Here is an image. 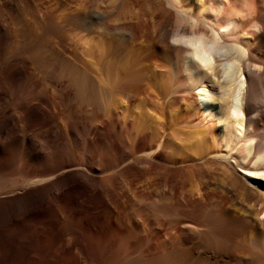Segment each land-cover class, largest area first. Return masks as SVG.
<instances>
[{
	"label": "bare ground",
	"instance_id": "1",
	"mask_svg": "<svg viewBox=\"0 0 264 264\" xmlns=\"http://www.w3.org/2000/svg\"><path fill=\"white\" fill-rule=\"evenodd\" d=\"M63 1L41 0L36 6L45 12L63 7L60 17L64 14L73 19L87 17L85 10L74 11L71 6L64 9ZM160 1L165 17L171 18L166 0ZM182 2L193 12L202 7L217 9V15L206 11L205 16L225 23L234 0ZM255 7L257 19L264 21V0H256ZM17 11L15 0H0V76L14 71L19 74L36 71L34 75L39 73L36 74L39 81L43 77L39 61L23 57V64L18 63ZM127 34L131 36V32ZM150 40L154 46L143 53V60L146 57L154 60L159 55L152 63L155 70L146 79L143 68V80L135 70H118L121 82L117 80L120 83L113 85L114 105L109 107L105 118L96 121L97 128L92 131L93 135L104 136H15L21 128L31 125H36L39 132L46 126L64 128L68 117L63 111L78 107L83 97L80 92L85 93L81 86L87 79L85 76L86 80L80 79L81 74L71 73L78 97L67 96L65 100L64 96L62 101L56 96L62 92L58 82L54 79L56 82L48 87L41 79L33 95L26 98L23 95L17 105L7 106L14 110L0 120V175L12 178L0 182V264H185L190 252L183 227L169 223L159 232H147L143 228V206L157 221L166 212L189 208H199L203 214L213 212L218 217L228 215L243 231V236H237L245 244L248 242V246L253 244L264 252V106L247 102L242 119L237 105L233 118L220 121L224 116L221 105L198 101L195 94V89L202 85L215 92L211 82L195 66L156 44L155 37ZM240 42L249 49L252 62L246 60L242 69L241 62L234 60V66L224 70L216 81L234 97L251 91L250 82L246 87L248 77L260 79L259 73L264 70V32L242 38ZM208 71L215 75L211 63ZM45 88L47 93L43 92ZM0 94L18 97V92H10L1 79ZM259 98L264 99V95ZM138 102L143 104V116L131 123L133 116L127 118L121 112ZM112 117L116 119L112 129L118 136H106L109 135L106 124ZM70 126L75 133L74 125ZM153 132L156 138L149 140L147 137ZM56 139L65 147L69 146L68 141L79 139L87 143L94 139L102 145L116 141L118 147H127L129 154L136 156L131 164L111 174L107 172L117 165L94 161L100 158L97 152L94 158L90 154L89 158L53 159L46 169H38L37 160L52 157L50 142ZM142 149L153 152L142 156L139 154ZM122 159L118 165L125 160ZM208 162L217 164L223 182L215 185L210 182V174L204 167ZM73 166L99 176L92 181L73 168L68 174L51 178L55 171ZM235 200L240 205L231 203ZM259 215L262 217L253 223V218ZM231 220L228 221L232 223ZM235 225L238 224L233 222L231 226ZM237 258L236 264H252L254 260L248 258L244 262L246 256L243 260Z\"/></svg>",
	"mask_w": 264,
	"mask_h": 264
},
{
	"label": "rangeland",
	"instance_id": "2",
	"mask_svg": "<svg viewBox=\"0 0 264 264\" xmlns=\"http://www.w3.org/2000/svg\"><path fill=\"white\" fill-rule=\"evenodd\" d=\"M40 1L41 0H15V8L18 10V18L16 20V39L18 41L17 54L21 59H19L18 63L22 65V61L27 58L39 61L38 63L42 64H39V71L41 70L40 72H42L40 75L42 74L43 77H46H41V79H43V82H47L44 83L46 86L48 84V87L56 81L58 82L62 92L58 93L56 96H60L59 98L62 101H65L67 96L78 97L75 89L76 84L73 85L74 80L72 77L81 74L79 75L80 79H87V83H84L85 85L83 86L82 84L81 86V90L85 93L81 94L82 91L80 92V95L83 97L81 98L80 96L81 103L79 106L72 108L73 110H65L66 112L63 111L64 116L70 118V120L68 118L66 119L69 125L68 123L66 124L67 126L64 125V128H67L64 129L62 127L61 129L56 130L51 129V126H46L45 128H40L45 131L42 130L39 132L36 125H31L21 128L19 133L17 135L15 134V136H104L101 133L97 135H93L92 133L97 128L98 120L105 118V114H107L109 107L114 105L113 103L116 99V93L112 92L115 89L113 85H118L121 82L120 75H117L119 73L118 70L122 69L126 72L135 70L143 80L144 68V76L148 79L151 76V71L155 70V66L152 63L156 59H159V55L156 56L154 60L149 57H146L143 60V53H147V49L154 46L153 40H150L151 37L156 38L155 34L167 26L171 18L167 19L165 17L166 15L160 0L63 1V3H65L63 4L64 9L66 6H68L67 8L71 6L70 9H73L74 11L85 10L87 17L84 18V20L79 18H69L65 14H62L63 17H60V12L63 7L49 12L46 11V13L44 9L42 10V8L36 6L38 5L37 2ZM182 3H184L182 5H185V2ZM62 13L64 12L62 11ZM127 32H131V36H129ZM143 33L145 34L144 37ZM150 44L151 46H147ZM148 58L151 61L148 60ZM34 72L36 71H32L28 74H19L14 71L9 73V75L0 76V79L5 82V85L10 92H18V97L14 98H11V96L6 94H0L1 121L5 115L8 116V114L12 113L14 110V108H8V105H17V101H20L23 95V98H26L27 96L30 97L31 94L33 95V93H35L37 87H40L37 86V84L41 85L42 82L39 83V81L42 80L40 79L39 81H36L38 80L36 74L39 75V73H35V76ZM53 73L59 76L54 75ZM71 73H73L74 76H72ZM88 80H90V82ZM86 86L87 88H85ZM43 92L47 93V89L45 88ZM68 92L70 95H68ZM121 113H123V115L126 113L127 118L133 116V119L131 120V123H133L134 121H137L135 120L136 118L143 116V104L138 102L132 107L128 106L127 110L122 111ZM115 123V117H112L107 121V124L104 123V125H108L107 128L109 130V135L106 136H118L112 129L115 127ZM70 125H74L75 133L71 132ZM147 138L149 140L156 138V132L150 133ZM78 141H68L69 143L65 142L69 145L67 147H65L64 144H61V142L58 143L59 141L57 139L50 142L52 157L48 160H37L36 167L38 169H46L49 165L53 164V159H61V161H64L70 157L89 158L91 155L94 158L97 152L100 154V158H98V160L94 159V161H97L100 164L108 162L117 165V168L115 167V169L107 172L108 174H111L112 172L119 171L125 167L124 165L131 164L136 156L134 155L132 157L129 154L130 152H128L129 150L127 147H124L125 149L118 147L119 143L116 141L106 142L104 145L94 139L91 140V143H87L84 139H79ZM129 146L132 147L133 144L131 143ZM151 151L153 152V150L143 151L142 149L139 154L146 156L147 153H152ZM63 158L65 159L63 160ZM120 158L125 160L123 161L124 163L120 162L118 165V160H120ZM216 165L217 164L208 162L204 166L210 174V182H212L213 185L217 184V182H223L224 179ZM69 169H73L74 171H77V169L80 170L82 177L88 178L92 181L99 176L96 172L92 173L86 171L83 167H80L79 169V166H73L55 171L53 175H51V178H55V175L59 176L60 174L62 176V173L63 175H65V173L68 174L70 173ZM10 178L6 177V179ZM6 179L0 175V182H3ZM243 179L247 184L249 183L244 176ZM9 193L7 192V194ZM1 195H6V193H1ZM235 201H231V203L234 205H240L237 200ZM192 209L193 208H191V210L189 208V210L185 209L181 211L166 212V214L162 215V219H160L161 221H157L156 219H153L149 211L147 212V207L145 208L143 206V228L147 232H159L164 228H167L169 223H177L178 225H181L187 233V240L189 241L188 247L190 253L187 254L185 260L183 259L185 264H236V262H239V257L243 260L245 256L247 258H244L246 259L243 260L244 262L248 261V258H253L254 260L251 259L253 260L252 264H264V256H260L264 255L262 249H258V247L256 248L253 244L248 246L249 243L247 242V244H245V241L241 239L240 236L243 234V231L238 227L240 226L239 223L234 220L232 221L228 215L218 217L213 212L203 214L200 213L201 210H198L199 208ZM261 217L262 216L260 215L258 217L256 216L253 218L252 222L256 224L258 222L257 220ZM224 218L227 219L224 220ZM228 220H231L232 223ZM233 222L238 225L232 227L231 225ZM257 226L259 227L258 224ZM238 234H240L239 237L237 236ZM234 243H237V245ZM239 252H241V255L242 252L244 254L238 256L240 254ZM236 258L238 260H236ZM177 261L178 260H176V262Z\"/></svg>",
	"mask_w": 264,
	"mask_h": 264
},
{
	"label": "clouds",
	"instance_id": "3",
	"mask_svg": "<svg viewBox=\"0 0 264 264\" xmlns=\"http://www.w3.org/2000/svg\"><path fill=\"white\" fill-rule=\"evenodd\" d=\"M255 3L256 0H234L227 22L221 23L218 19H208L205 16L206 11L217 15V9L202 7L193 12L191 8L184 7L181 0H166L171 20L166 28L155 34L156 44L166 51L171 50L181 61L195 66L211 82L215 92L202 85L195 89V94L198 101H211L221 105L224 116L220 121L233 118L237 105L242 119L247 102L264 106V99L259 98L264 95V70L259 73L260 79L256 76L248 77L246 87L250 82L252 89L244 96L234 97L216 82L224 70L234 66V60L241 62L242 69L246 60L252 62L249 49L240 41L264 32V21L257 19ZM209 63L214 66L215 75L208 71L206 65ZM244 74L247 76L246 71ZM200 91L204 94L200 95ZM222 124L226 125L223 122Z\"/></svg>",
	"mask_w": 264,
	"mask_h": 264
},
{
	"label": "snow or ice",
	"instance_id": "4",
	"mask_svg": "<svg viewBox=\"0 0 264 264\" xmlns=\"http://www.w3.org/2000/svg\"><path fill=\"white\" fill-rule=\"evenodd\" d=\"M206 67H208V65H206Z\"/></svg>",
	"mask_w": 264,
	"mask_h": 264
}]
</instances>
